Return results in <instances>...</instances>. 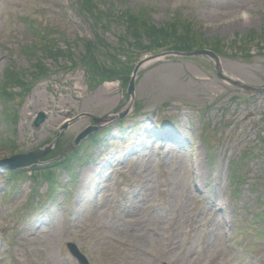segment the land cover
<instances>
[{"label": "rangeland", "instance_id": "obj_1", "mask_svg": "<svg viewBox=\"0 0 264 264\" xmlns=\"http://www.w3.org/2000/svg\"><path fill=\"white\" fill-rule=\"evenodd\" d=\"M93 1L104 12H141L151 27L180 17L193 35L218 45L223 74L264 86V0ZM78 4L0 0V160L43 146L74 117L51 151L58 153L91 124L78 114L131 112L99 130L97 144L83 142L75 156L53 166L49 178L34 180L41 173L35 168L10 174L0 166V264H76L67 242L90 264H264V213H258L264 203L254 201L264 192V94L249 97L229 85L206 56H164L137 71L133 103L142 108L135 115L116 77L97 85L70 68L71 49L80 53L81 41L92 38V49H101L98 38L104 48L125 45L128 52L114 48L116 57L108 56L128 77L154 53L144 48L150 46L144 36L137 44L133 38L148 26L128 25L125 36L111 17L92 36L91 18ZM51 46L58 53L46 57ZM40 112L45 121L36 128ZM175 213L171 228L165 221ZM120 215L124 224L114 228ZM193 221L203 222L201 232ZM100 226L115 231L114 244L96 231ZM177 227L168 246L166 236Z\"/></svg>", "mask_w": 264, "mask_h": 264}, {"label": "water", "instance_id": "obj_2", "mask_svg": "<svg viewBox=\"0 0 264 264\" xmlns=\"http://www.w3.org/2000/svg\"><path fill=\"white\" fill-rule=\"evenodd\" d=\"M196 54H206L208 56H210L211 58H213L214 60V63H215V68L217 70V73L218 75L228 81L229 83L239 87V88H242V89H245V90H252V91H255V92H261L263 93L264 92V88H251L247 85H244V84H241L239 82H236V81H232L230 78H227L225 77L224 75L221 74V71H220V68H219V60L217 58V56H215L213 53L209 52V51H195L193 53H188L186 55H196ZM153 58H156V56H154ZM149 59H152V58H148ZM146 60H143L141 61L139 64H137L134 68V71H133V75L129 81V85H128V89H127V93L128 95H130L131 98H133L134 96V88H135V85H134V80H135V74L139 68L140 65L143 64V62H145ZM127 107H130V104H128ZM129 111V108H126L124 110H122L119 115H114V116H107L105 118H96L92 115H89L96 123L97 125L96 126H90L88 128H86L81 134H79V136L75 139L74 141V144L73 145H76L79 143V141L83 138H85L88 134L96 131L97 129H99V125L101 123H105V122H109V121H113V120H118L122 117H124ZM44 118V114H39V118H37L36 122H35V125H38ZM66 127V124L63 126V129ZM72 145V146H73ZM70 146V147H72ZM48 151V148L45 149V150H36L34 152H31L27 155H15L13 156L12 158L10 159H6V160H3L2 163H4L5 165H7L8 167L10 168H20V167H25V166H30L34 163H37L38 160ZM73 252V251H72ZM73 254H75L73 252ZM80 260V262H83L84 263V260L82 257L80 256H77Z\"/></svg>", "mask_w": 264, "mask_h": 264}, {"label": "trees", "instance_id": "obj_3", "mask_svg": "<svg viewBox=\"0 0 264 264\" xmlns=\"http://www.w3.org/2000/svg\"><path fill=\"white\" fill-rule=\"evenodd\" d=\"M97 15H98V18L100 19V12L99 11H97ZM171 26H173L172 31L171 32H168V33L165 32V31L163 32V31H156V30H154V32H151V35H153V37H154V42L152 41V43L156 47L158 46V44H157L158 41L160 43H161V41L164 42L165 45L172 44L170 46L171 49L180 50V51H189V50L197 49V48H206L207 45H210V44H213L215 46H218L217 44H215L213 42H210V41L208 42L205 39L204 40L203 39H200L196 35L193 36V34L191 32H188V31L187 32L183 31V33L181 31V34H178V37L175 38V39L178 38L177 41L175 43H169V42H167L165 40V37H167V38H173V34L178 31L175 25H171ZM204 43H207V45L204 44ZM159 48H156V50H158ZM94 67H96L97 69H101L102 70V72L100 73V79L101 80H103V79H111L112 77H114V75L116 73H119L121 75H123V73H125L123 71L124 66L121 65V64L119 65V71H116V72L114 70L104 69L102 67H98L95 64H94ZM90 70H91V72L93 74L95 73L94 72L95 69L93 67H90ZM127 73H129V72H127Z\"/></svg>", "mask_w": 264, "mask_h": 264}]
</instances>
